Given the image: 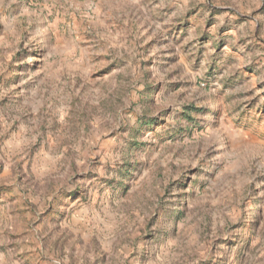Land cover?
Here are the masks:
<instances>
[{"label": "rangeland", "instance_id": "1", "mask_svg": "<svg viewBox=\"0 0 264 264\" xmlns=\"http://www.w3.org/2000/svg\"><path fill=\"white\" fill-rule=\"evenodd\" d=\"M0 264H264V0H0Z\"/></svg>", "mask_w": 264, "mask_h": 264}]
</instances>
